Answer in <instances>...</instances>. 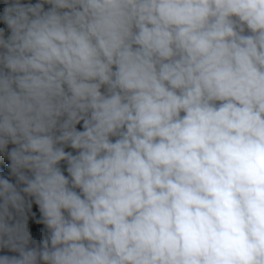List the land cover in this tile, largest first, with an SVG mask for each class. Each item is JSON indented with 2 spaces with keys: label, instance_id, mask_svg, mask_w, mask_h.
Returning <instances> with one entry per match:
<instances>
[{
  "label": "clouds",
  "instance_id": "1",
  "mask_svg": "<svg viewBox=\"0 0 264 264\" xmlns=\"http://www.w3.org/2000/svg\"><path fill=\"white\" fill-rule=\"evenodd\" d=\"M0 264H264V0H0Z\"/></svg>",
  "mask_w": 264,
  "mask_h": 264
}]
</instances>
